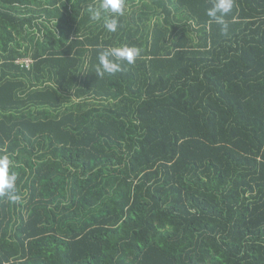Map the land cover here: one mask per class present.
I'll use <instances>...</instances> for the list:
<instances>
[{"label": "trees", "instance_id": "trees-1", "mask_svg": "<svg viewBox=\"0 0 264 264\" xmlns=\"http://www.w3.org/2000/svg\"><path fill=\"white\" fill-rule=\"evenodd\" d=\"M94 3L0 0V264H264V0Z\"/></svg>", "mask_w": 264, "mask_h": 264}, {"label": "clouds", "instance_id": "clouds-1", "mask_svg": "<svg viewBox=\"0 0 264 264\" xmlns=\"http://www.w3.org/2000/svg\"><path fill=\"white\" fill-rule=\"evenodd\" d=\"M211 7L206 14L210 22L220 26L221 35H229V22L226 17L236 7V0H209ZM98 5V6H97ZM126 0H96V3L88 6V13L92 21L103 19L104 27L115 33L119 27V17L125 14ZM98 65L95 74L98 79L105 75L114 76L123 71L122 63L135 65L141 56V49L135 46L123 45L98 49ZM13 162L8 155H0V198H7L12 203H18L20 196L17 193L16 183L18 176L12 171Z\"/></svg>", "mask_w": 264, "mask_h": 264}, {"label": "built area", "instance_id": "built-area-1", "mask_svg": "<svg viewBox=\"0 0 264 264\" xmlns=\"http://www.w3.org/2000/svg\"><path fill=\"white\" fill-rule=\"evenodd\" d=\"M33 60L31 58H23L17 61V63L21 64V66H25L27 68L30 67L32 64Z\"/></svg>", "mask_w": 264, "mask_h": 264}]
</instances>
